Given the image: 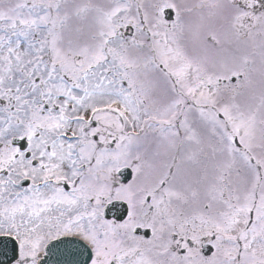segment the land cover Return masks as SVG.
Returning a JSON list of instances; mask_svg holds the SVG:
<instances>
[{"label": "snow or ice", "instance_id": "1", "mask_svg": "<svg viewBox=\"0 0 264 264\" xmlns=\"http://www.w3.org/2000/svg\"><path fill=\"white\" fill-rule=\"evenodd\" d=\"M0 264H264V0H0Z\"/></svg>", "mask_w": 264, "mask_h": 264}]
</instances>
